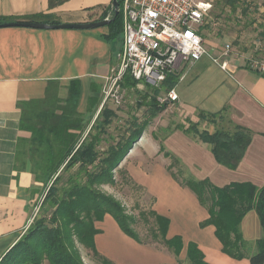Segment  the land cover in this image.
I'll return each mask as SVG.
<instances>
[{"label":"crops","instance_id":"1","mask_svg":"<svg viewBox=\"0 0 264 264\" xmlns=\"http://www.w3.org/2000/svg\"><path fill=\"white\" fill-rule=\"evenodd\" d=\"M112 2L54 0L50 4L51 0H0V18L11 19L6 22L87 23L112 18ZM109 33V24L91 29L0 27V261L31 225L43 186L30 172V165L19 168L18 103L44 98L51 82L58 87V96L66 99L68 86L78 81L79 112H87L91 97L100 99L97 113L109 102L119 106L112 99H105L108 76L122 48V35L110 39ZM209 44L217 56L205 54L178 69L179 81L174 89L179 99L167 100L168 107L178 106L183 117L193 121L198 120L200 111L217 113L228 107L227 119L252 130L251 143L238 167L230 169L215 159L211 144L180 129L160 138L159 130L164 132L168 125L156 128L150 122L118 168L124 169L153 198L152 209L169 218L168 238L181 236L184 247L177 257L166 247L139 242L128 236L112 215L106 214L95 223L99 230L95 244L100 256L113 264H179V259H187L189 242L198 245L209 264H251L247 258L238 260L223 252L215 226L200 225L209 217L208 209L173 174L177 172L175 167L180 166L196 179L208 178L217 186L232 182L264 185V76L248 66L255 53L262 55V50L245 49L244 53L233 52L225 58V43L219 48ZM212 56L221 61L227 59L228 68L220 67ZM202 125L201 129L210 132L216 129L214 123ZM172 155L179 166L173 165ZM241 231L248 241L263 237L255 210L242 219Z\"/></svg>","mask_w":264,"mask_h":264},{"label":"trees","instance_id":"2","mask_svg":"<svg viewBox=\"0 0 264 264\" xmlns=\"http://www.w3.org/2000/svg\"><path fill=\"white\" fill-rule=\"evenodd\" d=\"M119 1L120 12L115 15L113 11V19L109 23L110 39L118 38L123 32L122 1ZM235 1L229 0L234 5ZM50 4H54V0ZM10 20L0 18V23ZM178 81V72H172L160 86L147 84L155 89L151 106H147V118L142 122L133 119L128 134L124 133L117 139H114L111 130L116 112L106 104L88 130L100 99L91 97L87 112H79L78 81L68 86L66 99L58 96V87L51 82L44 98L18 103L21 136L17 161L21 169L30 165L35 180L43 185L44 200L38 203L39 212L29 228L0 264H43L44 261L49 264H86L78 243L91 250L103 264H113L100 256L95 244V235L99 232L95 223L106 214L112 215L128 236L146 244L133 227L136 218L115 196L104 192L101 187L115 183V171L133 144L152 119L168 107V101L161 103L158 94L161 91L167 94ZM137 83L127 76L122 85L136 86ZM227 110L228 107L217 113L200 111L197 121L189 120V125L178 124L174 130L180 129L211 144L215 159L230 169H236L251 143L253 132L227 119ZM204 122L214 123L216 129L213 132L201 129ZM174 130L165 128L167 133ZM174 164L179 166L175 157ZM173 174L181 184L192 189L199 202L208 209L209 217L200 225L215 226L225 254L238 260L247 258L251 264H264V185L232 182L217 186L208 178L196 179L180 166ZM251 210L257 212L263 230V237L256 241H248L241 234L242 219ZM150 213L155 217L157 233L162 236L163 244L179 257L184 247L182 237L168 238L169 218L152 208ZM187 259L190 264H209L194 242L188 244Z\"/></svg>","mask_w":264,"mask_h":264},{"label":"built area","instance_id":"3","mask_svg":"<svg viewBox=\"0 0 264 264\" xmlns=\"http://www.w3.org/2000/svg\"><path fill=\"white\" fill-rule=\"evenodd\" d=\"M123 10L122 48L108 76L105 99L117 104L122 101V84L127 76L138 84L160 86L168 73L182 65L210 55L199 32L204 19L213 8L205 0H121ZM121 7V6H120ZM223 56L233 54L232 42H225ZM222 68L228 60L212 56ZM252 70L264 74V60L251 58ZM179 95L171 89L165 100L177 101Z\"/></svg>","mask_w":264,"mask_h":264},{"label":"rangeland","instance_id":"4","mask_svg":"<svg viewBox=\"0 0 264 264\" xmlns=\"http://www.w3.org/2000/svg\"><path fill=\"white\" fill-rule=\"evenodd\" d=\"M205 1H212L213 8L199 27V32L202 34L209 52L217 56L215 48L209 44L210 42L219 48L226 41H231L234 53H244L245 49L260 48L262 51L259 53L262 55H258L257 51L255 58L264 60V0H237L234 2L235 5L229 0ZM121 95L122 102L117 104L119 106H114L112 102L106 104L116 112V117L111 126L114 139L121 137L124 133L128 134L133 119L136 118L142 122L147 118L149 112L147 106H151V97L155 96V89L146 84L138 83L136 86L122 85ZM165 96L166 93L161 91L157 98L162 103L165 101ZM151 122L155 124L156 128H162L161 126L165 124L172 130L184 122V124L189 125V120L183 117L178 106H169ZM164 133L167 134L166 131L160 132L159 130V137H163ZM171 167L173 168L172 165ZM175 169L178 170L177 167ZM115 179L113 185H103L102 190L115 196L125 206L127 212L136 218L137 221L133 227L146 244L155 245L161 249L165 248L161 239L162 236L157 233L158 226L155 223V217L150 213L153 198L147 195L124 169H116ZM42 200H44V195L41 191L38 203ZM78 247L87 264H103L101 259L94 256L93 252L84 245L78 243ZM178 263L190 264L187 259H179ZM43 264L49 263L44 261Z\"/></svg>","mask_w":264,"mask_h":264},{"label":"water","instance_id":"5","mask_svg":"<svg viewBox=\"0 0 264 264\" xmlns=\"http://www.w3.org/2000/svg\"><path fill=\"white\" fill-rule=\"evenodd\" d=\"M115 15L120 12V1L113 0L112 2ZM113 18H105L99 21L87 22V23H56V24H49L45 22H35V21H28V22H4L0 23L1 26H27V27H35V28H58V29H68V28H77V29H91L100 26H105L112 21Z\"/></svg>","mask_w":264,"mask_h":264}]
</instances>
